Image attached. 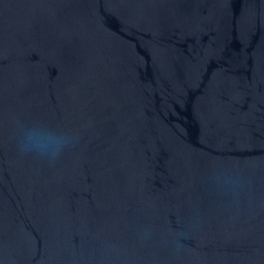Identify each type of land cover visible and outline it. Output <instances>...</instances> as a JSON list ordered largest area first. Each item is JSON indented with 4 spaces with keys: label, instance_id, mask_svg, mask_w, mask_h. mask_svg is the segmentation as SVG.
<instances>
[{
    "label": "water",
    "instance_id": "water-1",
    "mask_svg": "<svg viewBox=\"0 0 264 264\" xmlns=\"http://www.w3.org/2000/svg\"><path fill=\"white\" fill-rule=\"evenodd\" d=\"M0 264H264V0H0Z\"/></svg>",
    "mask_w": 264,
    "mask_h": 264
},
{
    "label": "clouds",
    "instance_id": "clouds-1",
    "mask_svg": "<svg viewBox=\"0 0 264 264\" xmlns=\"http://www.w3.org/2000/svg\"><path fill=\"white\" fill-rule=\"evenodd\" d=\"M16 147L22 154H31L48 162L58 160L64 151L77 141L76 133L57 130L44 123L35 122L21 125L17 131ZM233 192L239 193L244 187V180L239 175L231 178ZM177 243H180L179 238Z\"/></svg>",
    "mask_w": 264,
    "mask_h": 264
}]
</instances>
